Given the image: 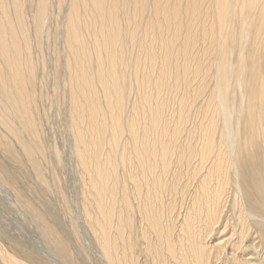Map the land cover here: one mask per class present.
<instances>
[{
	"label": "bare ground",
	"instance_id": "6f19581e",
	"mask_svg": "<svg viewBox=\"0 0 264 264\" xmlns=\"http://www.w3.org/2000/svg\"><path fill=\"white\" fill-rule=\"evenodd\" d=\"M45 98L66 109L89 264H264V0H0V152L67 211L40 167ZM9 169L49 248L82 264ZM23 254L0 245L2 264H54Z\"/></svg>",
	"mask_w": 264,
	"mask_h": 264
},
{
	"label": "rangeland",
	"instance_id": "374dc122",
	"mask_svg": "<svg viewBox=\"0 0 264 264\" xmlns=\"http://www.w3.org/2000/svg\"><path fill=\"white\" fill-rule=\"evenodd\" d=\"M52 14H53L52 15L53 19H50L48 21V24H49V26L51 25L50 27H55L56 24L54 23L55 22L54 20L59 15L56 16L55 13H53V12H52ZM196 22L199 23L200 21L197 19ZM193 27L195 28V26H193ZM198 44H199V41H198ZM195 47H197L196 44H195ZM45 53H47L46 49H45ZM46 76H47V74H46ZM47 78H45V76H44L45 83H46V85L49 84V86L51 87L50 81ZM46 79L49 81V83L46 82ZM46 85L44 87V91L46 90V92L48 94H50L51 88L47 86L48 89H46L47 88ZM48 96H49L48 98L51 99L50 98L51 94ZM45 97H46V95H45ZM45 99H44L45 102H44V100H42L43 102L42 101L40 102L42 104V106L40 105V107L42 109L44 108V110H46V108L48 106V108L46 110V111H48V113L45 111L46 115L44 117L46 120L43 119L45 122L42 120V124H44V126H45V127L44 126L42 127L43 128V134L44 133H46V134H44V139H45L44 140L45 141L44 148H45V150H43V154H42L43 156L41 158V160H43V161L41 162V160H40V167H41V171H42L43 176L47 180L49 179V176L52 173L56 172V174L59 178L58 182H59L60 186L63 188L64 196L70 203L69 204L70 210L68 209L67 210L68 212L64 211V208L62 205L63 199L61 198L62 195L59 193L58 189H55V191L46 193V191L43 189V187H40V185L37 183V180L35 179V177L32 173H31L32 174V177H31L30 172H28L27 170L17 169V167H15V165H13L14 163L12 162V164H11V160L7 159V157L4 156V154H2L1 152H0V162L4 163L6 166H8V168H10L9 170L12 173H14V174L11 173L13 175L12 177L14 180L13 181L14 186L16 187V189L18 191H20L22 193V195H24L26 198H28L29 203L31 205L30 207L33 209H35V207H36L35 211L40 212L44 216L46 215L47 218H50V221L55 225V227L59 231H61V233H64V235H66L68 237L67 234H69L68 229L70 227L69 221L70 220L77 221L76 219L78 216V202H77V196H78L77 191L79 189L78 188V176H77L76 170H75L74 156H72L73 154L70 153V152H72V147H71L72 146L71 145L72 140L70 139L71 138L70 136L68 137V135H70V134H68V132H65L67 130L63 126L64 125V121H63L64 119L63 118L65 117V114H66V113L64 114V112H66L65 111L66 109H64V106H62V108H60V107H61V104L63 105L64 103L61 102V104H60L58 102V103L53 104V106H52V101L47 100V98H45ZM45 103H47V104L44 105ZM45 106H46V108H45ZM52 107H54V108H52ZM58 107L60 108L59 114H61V115L60 116L58 115L55 117V112L58 111V110H56V109H58ZM53 111H55V112H53ZM56 114H57V112H56ZM62 114L64 115L63 117H62ZM57 117H59L60 119ZM61 121H63V122H61ZM45 123H47V124H45ZM61 126H63V127H61ZM45 135H46V137H45ZM49 135H50V137H49ZM50 142H52V143H50ZM47 145L49 148L47 147ZM53 147H55L57 149L59 156L63 160V161L60 160L61 165L60 164L56 165V163L53 160V153L51 152V150L53 151ZM71 156H72V158H71ZM39 158H40V156H39ZM12 170L15 172H13ZM0 184H1L0 185V225H1L0 226L1 227L0 233L2 235H4V236H2L0 234V242H1L0 245H2V247H4L7 251H9L10 254L17 255V257H21L20 259H22L24 257L23 252L26 250V251H29L31 254L32 253L35 255L38 254L37 256L41 255L40 256L41 258H43V257H44V259L47 258L48 261L51 260L50 262H54V264H64L60 261L61 258H59L56 255V253H54L55 251L53 250V248H49L50 244L47 243V240L44 239V237L39 233L40 231H38L39 228H38L37 220L34 221L36 219L35 212L30 208L23 207L22 205H20L17 202V199L15 197V192H14L15 188L10 187L6 183L1 182ZM57 193L60 195H58ZM15 199H16V201H15ZM71 204H73V205H71ZM47 207H48V209H47ZM41 208L44 211L41 210ZM53 209L55 212L53 211ZM45 210L48 213H46ZM32 211H33V213H32ZM53 214L55 217L52 216ZM32 216H34V217H32ZM2 232L5 234H3ZM70 236L71 235L69 234V237H68L69 239H71ZM84 237H85V235L83 236V242L82 243L84 244V246L85 245L88 246V244L85 243L87 241H85L86 239H84ZM9 239H11L12 241H10ZM74 242L75 241H73V239H71L69 241V245L71 246V248H73L72 250H73L74 254H75V252H78L77 254H75L76 257L79 254L77 259L80 257V259H78V260H81L82 264H86V263L89 264L86 260H84L85 257L84 258L82 257L84 255L81 252H79L78 243L77 242L74 243ZM13 243H15L16 245H14ZM18 244H20V245H18ZM75 244H77V245H75ZM9 245L10 246L12 245L13 247H15V248L10 247L12 249V252L10 251L11 249L9 248ZM76 246H78V247H76ZM21 247H22V249H21ZM14 249H16L17 253L15 252ZM77 249H78V251H77ZM89 249L90 248L88 247V249H87L88 252H89ZM51 251H52V253H51ZM91 252H93V250H90L89 254H91ZM18 254H19V256H18ZM20 255H22V256H20ZM0 260H1V258H0ZM0 264H2V261H0Z\"/></svg>",
	"mask_w": 264,
	"mask_h": 264
}]
</instances>
